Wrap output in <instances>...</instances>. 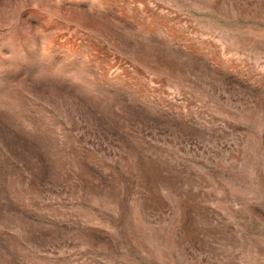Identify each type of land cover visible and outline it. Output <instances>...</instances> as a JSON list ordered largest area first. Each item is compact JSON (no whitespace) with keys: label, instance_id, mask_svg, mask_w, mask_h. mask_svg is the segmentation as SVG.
<instances>
[{"label":"rangeland","instance_id":"374dc122","mask_svg":"<svg viewBox=\"0 0 264 264\" xmlns=\"http://www.w3.org/2000/svg\"><path fill=\"white\" fill-rule=\"evenodd\" d=\"M0 264H264V0H0Z\"/></svg>","mask_w":264,"mask_h":264}]
</instances>
